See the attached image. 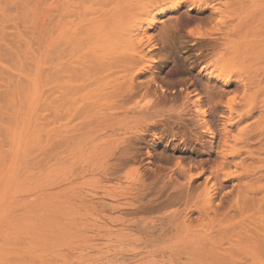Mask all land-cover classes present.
Here are the masks:
<instances>
[{
	"label": "rangeland",
	"instance_id": "rangeland-1",
	"mask_svg": "<svg viewBox=\"0 0 264 264\" xmlns=\"http://www.w3.org/2000/svg\"><path fill=\"white\" fill-rule=\"evenodd\" d=\"M172 2L0 0V264L264 261V0Z\"/></svg>",
	"mask_w": 264,
	"mask_h": 264
},
{
	"label": "bare ground",
	"instance_id": "bare-ground-1",
	"mask_svg": "<svg viewBox=\"0 0 264 264\" xmlns=\"http://www.w3.org/2000/svg\"><path fill=\"white\" fill-rule=\"evenodd\" d=\"M203 1L205 2L207 0H203ZM184 2H186V0H173V2H172L173 8L181 7V5ZM204 2H202V3H204ZM208 4H209V2H207L206 5L208 6ZM213 12L217 13V12H220V10L213 7ZM151 19H153V16L151 17ZM218 29H220V28H218ZM186 36H189V35H186ZM205 40H208V42H210L213 39L207 38L205 35H199L198 41H195V43H193L192 45H198V44L204 43ZM212 50H214V48H212ZM226 51H229L228 56L225 54ZM235 55H236L235 54V44H229L226 49H223L221 51L220 57H217L216 59H214L213 62L207 63L206 64V68H207L206 82L203 85L207 89L210 87L209 92H208L209 96L207 97V102H210V109L212 106H215V108L219 107L224 112H227L229 116H231L233 114V111L235 109L234 98H232V100L227 99L225 101V103L221 104L223 91L221 89H218V88L220 86H225L224 83H228L230 80H236V79H233V77H234L233 75L238 71L235 67V63L233 62ZM200 56H202V53L200 54ZM165 61H166V59H165ZM219 82H222V83H220V85L217 86L216 84ZM210 84H212V85H210ZM140 86L141 85H138V87H140ZM150 90L156 91V89H152L151 86H148L146 93ZM181 90H176V91L172 90L171 92H173V93L171 95H169V94H163L162 95V98H164V100H171L174 103L179 101V100L181 101L178 106L174 105L175 107H172L170 109L171 113L168 111L170 113V114H167L168 118L172 119L173 122H175L177 124L184 123V121H186L184 116H186L188 114H192L194 112L192 110V108L190 107V105L197 108V112L201 116H207L210 114V112L207 111L206 108L201 109L202 104H203L202 103L203 100L201 99V97H197L195 100H191L188 93H186L185 96L181 95V93H183V91H181ZM169 91H170V89H169ZM169 91H167V92H169ZM208 109H209V107H208ZM199 110H201V111H199ZM160 115H162V114H160ZM213 116H215V114H213ZM220 116H223V115L221 114ZM221 154H222V161H220L218 164H215V168L212 171H210V176L206 178V181H210L211 179H214L217 182V181H219V177L221 175H225L224 173H222V171L227 164H230V159L234 156V154L233 153H230L228 155L226 153H221ZM182 171H183V169L180 168L178 170V173H182ZM260 264H264V261H262Z\"/></svg>",
	"mask_w": 264,
	"mask_h": 264
}]
</instances>
